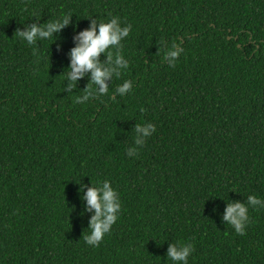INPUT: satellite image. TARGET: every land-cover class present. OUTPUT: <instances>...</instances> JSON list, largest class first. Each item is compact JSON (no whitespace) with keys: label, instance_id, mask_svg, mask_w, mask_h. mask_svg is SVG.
I'll return each instance as SVG.
<instances>
[{"label":"trees","instance_id":"obj_1","mask_svg":"<svg viewBox=\"0 0 264 264\" xmlns=\"http://www.w3.org/2000/svg\"><path fill=\"white\" fill-rule=\"evenodd\" d=\"M64 13L56 40L14 34ZM113 16L132 25L129 66L76 103L90 73L65 91L74 36ZM137 123L155 132L130 157ZM90 179L121 201L98 247ZM249 195L264 200V0H0V264H172L174 242L194 245L188 264H264V206L243 235L223 220Z\"/></svg>","mask_w":264,"mask_h":264},{"label":"clouds","instance_id":"obj_2","mask_svg":"<svg viewBox=\"0 0 264 264\" xmlns=\"http://www.w3.org/2000/svg\"><path fill=\"white\" fill-rule=\"evenodd\" d=\"M72 17L73 14L64 13L44 23H40L41 18L37 17L35 22L24 24V30L17 28L14 34L28 45H35L38 41L50 38L56 40V34L72 23ZM88 19L91 21L89 27L78 31L74 36L75 46L69 52L70 64L67 67L69 71L65 75V80L68 82L65 84V91L71 93L70 90L77 85L80 78L90 73L89 82L82 91L83 94L75 97V102L81 104L90 98L108 94V81H111L113 76L119 77L121 70L129 66L128 60L122 54L121 42L129 36L132 25H122L118 16H113L106 21H101L99 18L92 19V17ZM182 51L178 43L174 42L165 52L164 59L173 65ZM102 54L106 58L104 61L100 59ZM132 87V81L124 80L114 89V93L124 96ZM153 132H155V126L152 123H137L134 128V145L127 149L128 156H135L138 148L143 146L146 138ZM90 184L91 187L82 184L79 189L82 199L86 201L85 212L94 211L87 228L90 231L84 235V241L92 247H98L104 236L118 221L121 201L119 193L108 179L100 182L90 179ZM85 187H87L86 193ZM257 205L264 206V200L255 195H249L246 202L227 201L223 220L234 228L236 234L243 235L249 222L248 209ZM193 251L194 245L190 242H174L167 248L166 259L172 261V264H188Z\"/></svg>","mask_w":264,"mask_h":264}]
</instances>
